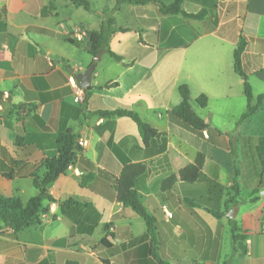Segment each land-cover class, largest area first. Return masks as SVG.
<instances>
[{
    "label": "crops",
    "instance_id": "obj_1",
    "mask_svg": "<svg viewBox=\"0 0 264 264\" xmlns=\"http://www.w3.org/2000/svg\"><path fill=\"white\" fill-rule=\"evenodd\" d=\"M86 1L89 10L70 0H0V194L24 203L35 196L34 176L45 174L42 162L58 155L57 139L70 131L76 162L49 191L78 202L65 213L50 204L40 223L19 232L0 223V264H264V104L239 123L247 101L234 65L243 37L242 69L255 104L264 94V0H184L187 13L207 11L199 20L163 15L155 2ZM110 22L126 31H106L97 57L89 53L90 36H73ZM90 68L89 96L76 104L69 77L78 80ZM181 85L194 102L208 98L206 108H192L209 126L203 134L171 116ZM116 110L133 111L160 136L144 146L132 118L99 114ZM169 149L190 163L199 154L205 161L195 182L162 191L173 173ZM136 163L147 167L137 189L156 219L155 243L102 174L119 177ZM230 220L244 236L235 244Z\"/></svg>",
    "mask_w": 264,
    "mask_h": 264
},
{
    "label": "trees",
    "instance_id": "obj_2",
    "mask_svg": "<svg viewBox=\"0 0 264 264\" xmlns=\"http://www.w3.org/2000/svg\"><path fill=\"white\" fill-rule=\"evenodd\" d=\"M75 6H82L89 10L91 5L86 0H70ZM132 2L135 4H148L155 2L159 5L161 14L163 15H182L187 19H202L206 16L207 11L203 10L198 14L187 13L182 4L184 0H174L171 4H165L159 0H118L121 2ZM110 22L106 24L100 31L91 32L90 40L92 46L89 53L97 57L101 54V51L106 43L107 34L106 31L114 32L116 30L126 31V29H116ZM247 42L240 39V42L234 52V65L238 74L244 79V95L247 101V110L241 117L239 123L253 117L264 104V94L257 97L255 104L252 87L248 82V76L242 69V56L246 49ZM107 53L118 62H122V57L116 55L110 49H107ZM109 87L106 85L105 88ZM181 96V102L172 109L171 116L180 124L189 128L190 130L203 134L204 131L209 129L208 124L192 109L190 104V90L187 85H181L178 88ZM86 92V97L89 96V92ZM196 104L199 108H206L208 105V98L206 95H200L196 99ZM102 116H118V117H130L138 125L142 141L144 146H148L150 141L154 138H158L160 133L153 128L149 123L143 121L133 111L116 110L99 112ZM75 136L66 131L62 133L57 139L58 155L55 158L46 159L42 162L41 168L45 170V174L42 177L34 176V187L36 189V195L30 198L24 203L19 197L8 198L0 194V223L5 227L11 228L14 232H19L23 229L29 228L35 224L40 223L41 215L49 210V206L52 203H57L62 213H65L67 209L78 202L73 200L58 201L53 195L50 194V186L59 178L60 175L66 173L69 170L70 165H74L76 162L75 152ZM232 143L230 144L231 152H233ZM167 158L172 167L173 173L162 183L161 190H169L178 181L195 182L199 176L203 167L205 156L199 154L195 163H190L182 155L175 152L173 149L168 150ZM147 167L143 163L130 164L124 167L119 177H114L109 173L102 172V174L113 183V186L117 192V198L124 206L131 208L140 218L143 219L147 226V234L152 237L153 243H155L156 233V219L146 209L142 203L140 194L137 189L139 178L146 172ZM94 175L90 174L84 177L82 184L85 185L91 180ZM233 190L236 195L239 194V183L237 181V172L234 175ZM257 192V191H256ZM232 205L237 204L235 199L229 201ZM230 207L227 206V210ZM214 216L220 217L221 212H214ZM232 227V239L234 244L240 241L244 236L239 234V228L234 220H230ZM103 245H108L107 241H102ZM162 264H168L161 261ZM66 264H78L75 261H68ZM222 264H233L232 258L223 261Z\"/></svg>",
    "mask_w": 264,
    "mask_h": 264
},
{
    "label": "built area",
    "instance_id": "obj_3",
    "mask_svg": "<svg viewBox=\"0 0 264 264\" xmlns=\"http://www.w3.org/2000/svg\"><path fill=\"white\" fill-rule=\"evenodd\" d=\"M74 38L78 40H82L85 37L89 36V33L84 28H77L73 33ZM69 82L72 84L75 88V98L74 101L76 104H83L86 101V92L83 87L80 86V84L77 82L76 78L71 75L69 77ZM1 108V105H0ZM77 146L79 148H84L86 146V141L84 139H80L77 141ZM74 165H70L69 169H72ZM167 217H172L171 213L167 212ZM9 231H13L11 228H8Z\"/></svg>",
    "mask_w": 264,
    "mask_h": 264
},
{
    "label": "water",
    "instance_id": "obj_4",
    "mask_svg": "<svg viewBox=\"0 0 264 264\" xmlns=\"http://www.w3.org/2000/svg\"><path fill=\"white\" fill-rule=\"evenodd\" d=\"M93 68L88 69L87 71H85L84 73H82L80 75V77L78 78L77 82L80 84L81 87H83L84 89H88L91 85V81H92V75H93ZM261 196H264V192L261 193ZM236 216V210L233 209L232 211H230L227 214V217L234 219Z\"/></svg>",
    "mask_w": 264,
    "mask_h": 264
},
{
    "label": "rangeland",
    "instance_id": "obj_5",
    "mask_svg": "<svg viewBox=\"0 0 264 264\" xmlns=\"http://www.w3.org/2000/svg\"><path fill=\"white\" fill-rule=\"evenodd\" d=\"M190 104H191V106H192L193 109H195V110H201V108H199L198 105L196 104V102H194L192 99L190 100Z\"/></svg>",
    "mask_w": 264,
    "mask_h": 264
},
{
    "label": "bare ground",
    "instance_id": "obj_6",
    "mask_svg": "<svg viewBox=\"0 0 264 264\" xmlns=\"http://www.w3.org/2000/svg\"><path fill=\"white\" fill-rule=\"evenodd\" d=\"M171 211V210H170Z\"/></svg>",
    "mask_w": 264,
    "mask_h": 264
}]
</instances>
